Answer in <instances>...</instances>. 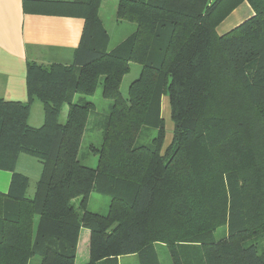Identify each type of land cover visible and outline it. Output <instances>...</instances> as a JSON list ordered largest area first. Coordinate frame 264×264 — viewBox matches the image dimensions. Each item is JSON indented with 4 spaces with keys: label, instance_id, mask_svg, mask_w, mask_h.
Here are the masks:
<instances>
[{
    "label": "trees",
    "instance_id": "16d2710c",
    "mask_svg": "<svg viewBox=\"0 0 264 264\" xmlns=\"http://www.w3.org/2000/svg\"><path fill=\"white\" fill-rule=\"evenodd\" d=\"M243 1L254 15L218 35ZM54 3L84 27L72 64L27 63L28 102L0 99V169L13 172L0 193V264H75L81 228L84 264L133 254L162 264L156 245L171 264H264V0H118L117 20L134 29L112 48L100 0ZM131 62L140 71L124 97ZM99 83L112 106L89 167L78 152L98 113L80 96ZM163 96L173 123L165 148ZM33 99L44 110L38 128L27 123ZM142 128L156 130L146 144ZM20 153L42 162L32 197L14 172ZM91 193L109 198L106 214L87 210Z\"/></svg>",
    "mask_w": 264,
    "mask_h": 264
},
{
    "label": "crops",
    "instance_id": "0c3cea01",
    "mask_svg": "<svg viewBox=\"0 0 264 264\" xmlns=\"http://www.w3.org/2000/svg\"><path fill=\"white\" fill-rule=\"evenodd\" d=\"M57 1L71 0H0V99L8 102H28L26 85L28 62L34 61L42 65L72 64L74 51L80 42L84 19L63 11L61 5L50 4ZM253 15L251 6L247 1H243L217 25L216 32L218 35L225 34ZM60 114L58 121L63 124L67 110L65 113L61 109ZM43 121V105L39 100L33 99L27 123L38 128ZM14 172L28 179L26 193L32 197L41 176L42 162L29 154L20 153ZM12 176V171L0 169V193L5 194L9 191ZM88 247L89 231L81 228L75 264L77 258H80L81 263L88 261ZM30 264H38V261L32 260Z\"/></svg>",
    "mask_w": 264,
    "mask_h": 264
},
{
    "label": "rangeland",
    "instance_id": "374dc122",
    "mask_svg": "<svg viewBox=\"0 0 264 264\" xmlns=\"http://www.w3.org/2000/svg\"><path fill=\"white\" fill-rule=\"evenodd\" d=\"M118 0H100L98 8V18L100 20L101 26L105 33L109 36L108 48H112L115 44L120 42L126 37L127 34L134 29V24L126 21H118L116 18V8ZM96 38L101 41V32L95 30ZM34 62V61H33ZM140 71V65L134 62L130 63V71L123 76L120 85L121 94L126 97L128 85L138 77ZM102 82V79L100 80ZM102 85L96 88V91L91 96H80L83 97L85 101L92 102L95 106V111L98 113L96 115L89 116V123L87 129L82 136V141L80 144L78 152V160L86 166L95 167L97 164V154L92 152V146L99 148L102 140V120L106 115L109 114L112 106V101L110 99H105L101 94ZM67 107L63 106L62 111L66 113ZM160 114L164 119L165 126V139L164 148L170 143L172 137L173 123L170 119V107L167 96L161 98L160 104ZM61 115V114H60ZM61 117V116H60ZM156 130L154 128H142L140 134L137 137V143L146 144L153 136H155ZM109 198L101 196L99 194L91 193L87 202V210L91 212H96L99 214H106L108 210ZM220 231L218 235H220ZM159 252L160 261L162 264H171L170 258L166 249L160 245H156ZM33 261L35 259H32ZM31 260V262H32ZM30 264V262H29ZM76 264L81 263L80 258H77ZM118 264H138L137 257L135 254L120 256L118 258Z\"/></svg>",
    "mask_w": 264,
    "mask_h": 264
}]
</instances>
